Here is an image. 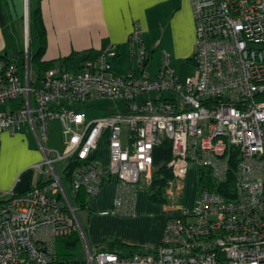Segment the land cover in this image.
I'll return each mask as SVG.
<instances>
[{
	"label": "built area",
	"instance_id": "2783aa9c",
	"mask_svg": "<svg viewBox=\"0 0 264 264\" xmlns=\"http://www.w3.org/2000/svg\"><path fill=\"white\" fill-rule=\"evenodd\" d=\"M191 3L195 39L187 60L195 68L185 77L165 51L156 74L146 72L151 52L137 27L128 44L139 68L123 75L113 67L114 44L43 75L31 67L28 38L22 64L0 57V137L29 127L43 152L33 166L44 174L30 189L0 198V264H264V0ZM102 98L114 109L87 119L78 104ZM54 119L62 150L49 143ZM102 146L106 169L94 161ZM161 146L170 149L173 180L192 164L204 170L190 208L166 221L157 243L132 251L91 247L70 196L81 188L97 194L108 171L117 178L114 210L129 214ZM75 159L68 186L64 169ZM73 233L85 243V261L59 260L56 243Z\"/></svg>",
	"mask_w": 264,
	"mask_h": 264
},
{
	"label": "crops",
	"instance_id": "0c3cea01",
	"mask_svg": "<svg viewBox=\"0 0 264 264\" xmlns=\"http://www.w3.org/2000/svg\"><path fill=\"white\" fill-rule=\"evenodd\" d=\"M30 4L39 5L45 27L46 43L42 59L56 60L55 64L72 54L67 63L68 67H75L86 57L114 44L119 53L114 61V70L123 75L125 73L118 72L120 67H117L124 58L123 51L127 50L126 58H130L129 70L135 69L132 68L133 58L128 44L129 34L135 27L142 30L144 45L145 33L156 36V42L164 44L161 57L165 51L171 61L172 52L178 59L187 60L194 51L195 23L191 0H0V55L14 53L7 38L8 26L16 23L19 33L26 38L18 20L29 11ZM146 49L151 52V48ZM149 62L145 70L153 76L157 69L148 71ZM101 149L95 162L106 169L108 148L102 146ZM42 158L43 152L29 127L25 126L14 134L4 131L0 137V198L8 193L24 192L42 180L44 174L33 166ZM116 190V175L104 171L100 175L98 193L88 196L92 212L86 211L79 221L85 228L89 245L108 248L109 242L116 240L129 245L118 250L132 251L140 244L159 242L165 223L171 216L159 219L146 236H141L144 226L142 217L156 216V212L149 210L150 203L145 195L137 196V193L129 214L115 212ZM113 221L118 224L117 228L109 230L107 227Z\"/></svg>",
	"mask_w": 264,
	"mask_h": 264
},
{
	"label": "rangeland",
	"instance_id": "374dc122",
	"mask_svg": "<svg viewBox=\"0 0 264 264\" xmlns=\"http://www.w3.org/2000/svg\"><path fill=\"white\" fill-rule=\"evenodd\" d=\"M27 15V17H26ZM21 20L19 19L18 22L20 24L21 31H25V27H28V22H29V11L27 14L24 16H21ZM27 19V25L26 23ZM21 21V22H20ZM16 24V23H15ZM15 24L8 26L7 30V38L9 42L11 43V48L14 51V56L11 57L12 60H16L19 64H22L23 58L20 54V51L23 49V45L25 43V37L21 32L19 33V29L15 26ZM26 27V28H27ZM28 33V39L31 43V52L34 54L40 46L39 41L35 37L34 29L32 28L31 24H29V30L27 31ZM145 40H146V48H151V53H152V58L150 59V62L147 66L148 71H154L158 67V63L161 60V52H162V46L164 45L163 43H158L156 42L157 38L156 36L145 33ZM171 52V51H170ZM172 65L176 68V71L179 76L185 77L187 75H190L194 72V65L189 62V60L186 59H178V57H175V54L172 52ZM124 58L118 63L120 67L118 72L125 73L126 71H129V66L130 63L128 62L130 58H126L127 56V50L123 51ZM115 63V62H114ZM132 68L138 69V65L136 63L135 59H132L131 61ZM126 65H128L127 69L122 70V68H126ZM125 66V67H124ZM32 69H37L36 65L34 62L31 63ZM114 67V64H113ZM128 73V72H127ZM151 73V72H150ZM154 73V72H153ZM152 73V74H153ZM81 108L84 109L86 112L87 119H90L92 117H97L101 116L104 113L110 111L111 109H114V101L106 98L98 99V100H93L91 102H88L87 104H78ZM12 106H15L14 103H7L4 108L9 109ZM50 126V133H51V138L49 143L56 147L59 150L63 149V144H62V127L61 123L58 119L51 120L49 123ZM102 148V147H101ZM98 149L94 156V161L95 157L98 154L101 153L102 149ZM165 162V149L164 147H157L154 155V168L158 167L159 165L163 164ZM64 165L63 162L56 163V166L58 169H60ZM197 168L192 164L189 166L188 172L185 176L184 179H175L172 181V184L169 185V187L172 190V193H168L166 191V200H153L149 197V187L147 185H139L137 187V196L140 194L145 195V197L148 199V202L150 203L149 210L155 211L156 216H144L141 219V222L144 224L143 229L141 230L142 234L141 236H146L148 232H150L151 227L153 225L157 224V221L159 219H162L163 217L168 216H178L182 213V209H188L192 205V202L197 195L199 191V185L197 183ZM181 185V194L178 196V191L176 186ZM180 208V209H179ZM92 212L91 209H77V217L79 220L83 218V214L87 212ZM117 223L113 221V224L108 226L107 228L110 229H116L117 228ZM150 228V229H149ZM138 229V226L136 227ZM79 240L77 241L76 245L71 249L73 252V259L78 260V261H85L88 253H87V248L85 246V243L83 239L79 235ZM148 242V241H147ZM59 243H56V249L58 247ZM146 244V243H145ZM145 244H140L138 247H142ZM58 250V249H57Z\"/></svg>",
	"mask_w": 264,
	"mask_h": 264
},
{
	"label": "trees",
	"instance_id": "16d2710c",
	"mask_svg": "<svg viewBox=\"0 0 264 264\" xmlns=\"http://www.w3.org/2000/svg\"><path fill=\"white\" fill-rule=\"evenodd\" d=\"M29 24H31L32 28L34 29L35 37L39 41L40 46L39 49L32 54L31 52V43L29 41V56L30 62H34L36 65L35 71L36 73L43 75L44 72L55 65L56 60H43L42 55L45 49L46 43V34H45V27L42 21V15L39 5L30 4L29 7ZM22 58H24V48L20 51ZM8 54L0 55V57H7ZM72 54L65 57L60 63H67L70 60ZM165 153V162L153 170L151 182L149 184V197L153 200H166V191L169 188V185L172 183L174 177L166 165V161L171 157L170 149L167 147ZM79 161L76 159L69 162V164L64 169V178L69 186L72 178L73 170L79 165ZM204 170L202 168L197 169V174L202 175ZM204 178V177H203ZM209 179V176H206L204 180L206 181ZM73 205L77 209H90L88 205V195L86 191L81 188L78 189L73 195L70 196ZM79 234L73 233L68 237H64L58 240L57 243V254L59 260L61 261H75L73 259V252L71 249L76 245L77 241L79 240ZM129 245L116 240H111L109 242L108 249L110 250H118L121 247H127Z\"/></svg>",
	"mask_w": 264,
	"mask_h": 264
},
{
	"label": "water",
	"instance_id": "95a60500",
	"mask_svg": "<svg viewBox=\"0 0 264 264\" xmlns=\"http://www.w3.org/2000/svg\"><path fill=\"white\" fill-rule=\"evenodd\" d=\"M26 14H27V13H26ZM26 17H27V15H26ZM25 24L27 25V19H26V23H25ZM26 27H27V26H26ZM27 31H28V27H27V29H25L26 38H28V37H27V35H28V34H27V33H28ZM13 54H14L13 52H10V56H12Z\"/></svg>",
	"mask_w": 264,
	"mask_h": 264
},
{
	"label": "bare ground",
	"instance_id": "6f19581e",
	"mask_svg": "<svg viewBox=\"0 0 264 264\" xmlns=\"http://www.w3.org/2000/svg\"><path fill=\"white\" fill-rule=\"evenodd\" d=\"M25 7H26V5H25Z\"/></svg>",
	"mask_w": 264,
	"mask_h": 264
}]
</instances>
